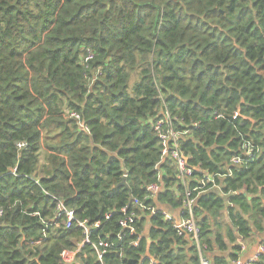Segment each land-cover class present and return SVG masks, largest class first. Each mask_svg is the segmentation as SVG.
I'll return each mask as SVG.
<instances>
[{
    "label": "trees",
    "instance_id": "obj_1",
    "mask_svg": "<svg viewBox=\"0 0 264 264\" xmlns=\"http://www.w3.org/2000/svg\"><path fill=\"white\" fill-rule=\"evenodd\" d=\"M167 116L189 131L188 185L199 170L220 175L219 188L194 193L200 250L234 260L239 240L264 236V0H0V264H200L175 228L189 214L156 130ZM243 138L259 152L234 165ZM130 191L156 212L128 207ZM56 198L102 222L93 240L119 247L100 260L85 244L67 263L84 235L46 226ZM123 208L136 233L120 241Z\"/></svg>",
    "mask_w": 264,
    "mask_h": 264
},
{
    "label": "built area",
    "instance_id": "obj_2",
    "mask_svg": "<svg viewBox=\"0 0 264 264\" xmlns=\"http://www.w3.org/2000/svg\"><path fill=\"white\" fill-rule=\"evenodd\" d=\"M92 58V54L90 53L85 60H89ZM218 117L220 115H217ZM168 123V127H164V124ZM197 127V124L193 125ZM156 130L159 133V137L162 143V155L165 156L169 154L171 158L174 160L177 173V179L185 185V193L186 197L183 202V210L185 213L189 214V217L183 218L180 221H176L175 228L179 234L189 233L192 235L195 240L199 250V228L194 218L193 207L196 201V195L202 193L203 191H207L209 189L219 188L216 184L217 178L220 176L219 174L211 173L207 170H199L202 174L200 178L195 179L196 184L191 187L188 185L193 178L194 168L187 165V160L184 157V153L180 148L179 137L183 134H187L189 131H178L171 125H169V116L165 120L160 119L156 124ZM25 145V142H21L18 144L19 147ZM240 152L232 157L231 163L234 165H243L252 162L259 152V148H257L250 140L243 138ZM13 173H16V169L13 170ZM160 182H154L146 187L147 199H152L157 196L161 189ZM131 206L135 208H140L142 210H149L152 213L156 212L157 208L153 205H146L140 199H132ZM3 214V209H0V215ZM35 215H39V212H35ZM122 217L119 220V225L121 227V231L116 234L118 240L122 241L125 234L133 235L136 233L135 221H136V212H129L128 209H122ZM165 215L168 219H172V216L165 212ZM112 217V213L106 214V219H110ZM46 226H56L59 227L63 225L66 229L71 228L75 225L77 228L82 229L84 238L81 242L77 244L76 249L74 250H65L62 255L64 260L67 263H71L75 260L77 254L80 249L85 245H91L97 252L98 257L102 260L103 255L112 248H118L119 244H115L114 241L108 239H103L100 235H97V240H93V235L102 227L101 221L90 222L88 219H78L76 217L75 210L69 208L64 201L56 198V208L54 212L53 218L45 222ZM133 245H137L138 241H133ZM241 249L238 253H241L245 250L246 245L244 243H240ZM264 256V244L260 243L254 252V254L247 258L242 259L239 256L234 260H229L226 263L222 264H256L259 259ZM155 260L151 258L148 264H155ZM200 264H212L210 259L202 254L200 250Z\"/></svg>",
    "mask_w": 264,
    "mask_h": 264
},
{
    "label": "crops",
    "instance_id": "obj_3",
    "mask_svg": "<svg viewBox=\"0 0 264 264\" xmlns=\"http://www.w3.org/2000/svg\"><path fill=\"white\" fill-rule=\"evenodd\" d=\"M177 216L179 217V214H177ZM262 240H264V236L261 234L257 236L256 242H243L242 240H239L238 242L244 243L246 245V248L243 252L239 253L238 256L242 259H247V258L251 257L254 254V252L256 251L258 245L260 244V241H262ZM219 255L228 257L227 252H221V253H219Z\"/></svg>",
    "mask_w": 264,
    "mask_h": 264
},
{
    "label": "water",
    "instance_id": "obj_4",
    "mask_svg": "<svg viewBox=\"0 0 264 264\" xmlns=\"http://www.w3.org/2000/svg\"><path fill=\"white\" fill-rule=\"evenodd\" d=\"M118 185H119V186L124 185V186H126L127 188H129V187H128V184H127V182H126V176L123 177V180H122ZM132 199H133V195H132V192L130 191V192H129L128 207L131 206Z\"/></svg>",
    "mask_w": 264,
    "mask_h": 264
}]
</instances>
